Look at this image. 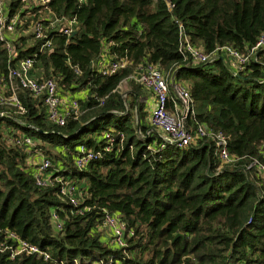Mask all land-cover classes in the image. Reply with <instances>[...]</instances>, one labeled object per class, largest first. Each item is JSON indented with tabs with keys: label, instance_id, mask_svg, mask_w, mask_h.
<instances>
[{
	"label": "trees",
	"instance_id": "16d2710c",
	"mask_svg": "<svg viewBox=\"0 0 264 264\" xmlns=\"http://www.w3.org/2000/svg\"><path fill=\"white\" fill-rule=\"evenodd\" d=\"M49 7L74 18V33L47 32L51 48L37 53L42 39L33 40L25 25L13 40L16 59L36 52L34 76L53 79L60 95L81 92V112L57 127L40 98L22 89V114L0 106L9 114L0 117V241L11 231L48 253L10 259L2 251L0 264L110 257L119 264H264V183L254 165L247 168L261 160L264 142V45L236 69L219 52L208 63L188 64L177 50L180 24L204 53L229 46L247 55L264 32V0H49ZM5 55L0 44V91ZM122 57L124 68L99 73L101 61ZM146 62L187 89L196 122L225 137L233 162L222 163L203 139L160 146L152 133L137 135L149 128L141 86L127 80L122 98L117 85ZM16 130L50 162L45 184L34 180L38 155L6 140ZM80 146L94 157L77 170ZM56 177L75 185L76 205L59 193ZM102 209L123 223V248L103 239Z\"/></svg>",
	"mask_w": 264,
	"mask_h": 264
},
{
	"label": "built area",
	"instance_id": "2783aa9c",
	"mask_svg": "<svg viewBox=\"0 0 264 264\" xmlns=\"http://www.w3.org/2000/svg\"><path fill=\"white\" fill-rule=\"evenodd\" d=\"M75 21L74 18H66L56 15L49 7V0H0V44L6 53L5 71L1 76L3 88L0 91V106H7L13 113L22 114L24 108L21 106L17 96V89L28 91L33 97H39L45 107L47 119L57 127H62L67 118L75 119L79 116V105L74 96L60 95L56 85L51 78H39L34 76V56L21 57L16 59L13 48V40L19 34V29L26 25V32L32 35L33 40L42 41L38 45L37 53L51 48V38L46 35L49 31L69 36L73 33ZM177 50L188 64L208 63L217 52L222 53L229 60V67L236 69L243 64L254 50L264 45V32L259 35L255 44L250 48L247 55H239L229 46L216 48L213 52L207 54L202 49L194 46L183 27L177 25ZM104 59V55L101 60ZM10 60H13L10 62ZM98 71L102 75L113 74L124 68L127 64L126 57L119 59L104 60ZM132 80L142 88L146 89L151 95V106L148 112L149 128L143 133L136 131L140 137L149 133L159 138L160 146L163 144H172L179 147L188 146L197 139H203L204 142L212 143L214 152L222 163H231L235 159L230 157L226 149V139L220 132H213L202 124L196 122V111L194 104L189 97L188 91L180 84L174 83L163 74L156 66L150 63L138 65L135 72L129 75L125 80ZM122 82V81H121ZM120 82V83H121ZM120 83L117 85H120ZM124 96L123 93H119ZM8 112L0 111V117L8 116ZM136 123V119H135ZM104 138L108 141L105 150H109L111 142V133L106 132ZM121 138V135H120ZM6 140L14 145L25 147L28 153H35L38 159L35 164L34 180L35 184L46 183L47 177L42 175V171L50 167V162L40 156L38 152L31 149L34 141L23 134L6 137ZM261 160L253 159L247 165L255 166L256 173L264 183V142L261 144ZM32 155V154H31ZM94 157V153L83 147H78V153L73 158L75 169L80 170ZM54 181L60 184L59 193L64 196L68 203L76 205L73 196L75 185L71 182L62 181V178L56 177ZM76 212H80L77 210ZM102 220L100 229H104L111 237L113 245L123 248L125 245L124 225L115 213L107 212L102 209ZM51 220L55 223L54 228L58 229L60 222L56 215H51ZM126 235H129L127 233ZM8 240V243L6 242ZM7 252L8 258L12 259L17 255L36 254L43 259L48 258V253L39 250V248L25 239L19 238L11 231H6L4 240L0 241V252ZM74 263H76L74 261ZM83 264H119L112 257L106 262L101 260H92L86 258Z\"/></svg>",
	"mask_w": 264,
	"mask_h": 264
},
{
	"label": "crops",
	"instance_id": "0c3cea01",
	"mask_svg": "<svg viewBox=\"0 0 264 264\" xmlns=\"http://www.w3.org/2000/svg\"><path fill=\"white\" fill-rule=\"evenodd\" d=\"M129 87H127V89H125L123 92H124V96L129 92ZM141 90H142V95L139 99V101H141L143 103V107L144 109L146 110L147 114H146V120L148 119V112H149V109H150V106H151V95L150 93L141 87ZM82 95L81 92L80 93H77L74 95V97H77V96H80ZM194 108H195V105H194ZM195 111H196V108H195ZM134 123H135V119H134Z\"/></svg>",
	"mask_w": 264,
	"mask_h": 264
},
{
	"label": "rangeland",
	"instance_id": "374dc122",
	"mask_svg": "<svg viewBox=\"0 0 264 264\" xmlns=\"http://www.w3.org/2000/svg\"><path fill=\"white\" fill-rule=\"evenodd\" d=\"M127 87H129L127 80H126V81H122V82L120 83V85L118 86V88H117L118 93H123V91H124L125 89H127ZM123 97H124V96H122V98H123ZM16 132H17L18 134H21V132L18 131V130H16ZM32 162H34L33 159H32ZM99 230H100V233L103 235V239H104V238H108V236H110V235L108 234V232L105 231L104 229H99Z\"/></svg>",
	"mask_w": 264,
	"mask_h": 264
},
{
	"label": "water",
	"instance_id": "95a60500",
	"mask_svg": "<svg viewBox=\"0 0 264 264\" xmlns=\"http://www.w3.org/2000/svg\"><path fill=\"white\" fill-rule=\"evenodd\" d=\"M73 33H74V31H73ZM25 126H27V125H25Z\"/></svg>",
	"mask_w": 264,
	"mask_h": 264
}]
</instances>
